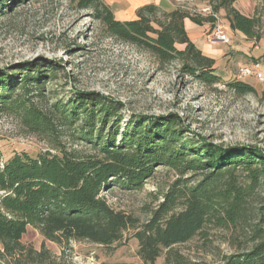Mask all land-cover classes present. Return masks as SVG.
I'll list each match as a JSON object with an SVG mask.
<instances>
[{
    "label": "trees",
    "instance_id": "16d2710c",
    "mask_svg": "<svg viewBox=\"0 0 264 264\" xmlns=\"http://www.w3.org/2000/svg\"><path fill=\"white\" fill-rule=\"evenodd\" d=\"M238 1L206 4L214 14L223 12L232 32L258 39L259 17L241 14L234 8ZM76 6L91 11L108 36L160 65L179 63L203 85L221 83L239 95L254 92L242 80L217 76L214 59L189 39L185 21L211 24V15L191 14L183 5L165 12L147 4L136 10L135 19L116 21L104 0H77ZM7 7L0 0V13ZM56 76L51 65L0 72V116L13 115L27 135L48 146L35 155L21 152L0 160V264H55L44 246L36 251L21 243L28 227L59 245L102 247L122 243L131 231L143 264H155L162 255L164 264H215L177 249L194 239L218 264H264V153L199 142L175 118L130 117L121 125L120 104L100 96L77 92L48 109L35 105L33 98L42 97L44 85ZM17 89L23 94L15 96ZM157 168L172 171L176 179L145 222L108 205L105 193L140 190Z\"/></svg>",
    "mask_w": 264,
    "mask_h": 264
},
{
    "label": "rangeland",
    "instance_id": "374dc122",
    "mask_svg": "<svg viewBox=\"0 0 264 264\" xmlns=\"http://www.w3.org/2000/svg\"><path fill=\"white\" fill-rule=\"evenodd\" d=\"M2 1L9 7L0 13V72L41 65L57 68V76L44 85L42 97L33 96L35 105L48 109L56 99L73 98L77 92L100 96L120 104V113L125 117L121 125L130 117L175 118L188 131V136L199 142L231 151L251 149L264 153V0H244L236 5L243 15L259 17L258 39L247 40L232 32L222 11L218 17L225 26L228 43L213 41L210 24L204 28L196 25L187 28L191 36H197L195 46L214 59L215 74L224 81L236 80L241 67L254 62L260 64L263 81L254 77L242 80L254 88L252 94L246 95L236 94L221 83L203 85L186 74L179 63L160 65L149 54L111 38L91 11L77 8V0ZM121 1L125 0H114L115 20H132L133 9H123ZM171 1L197 14L209 0ZM142 2L143 6L151 0ZM15 94L23 93L17 89ZM17 121L10 114L0 116V160L15 153L35 155L48 150L44 142L27 135ZM73 147L95 156L83 144L75 143ZM175 179L172 171L157 168L142 189L125 192L113 188L104 197L113 209L143 223L160 202L159 195ZM125 238L111 247L88 242L59 245L28 227L21 243L36 251L44 246L55 264H143L137 256L138 243L131 237V231ZM200 245L194 239L177 249L192 259L203 258L218 264L200 251ZM220 248L227 252L224 245ZM155 264H164V255Z\"/></svg>",
    "mask_w": 264,
    "mask_h": 264
},
{
    "label": "built area",
    "instance_id": "2783aa9c",
    "mask_svg": "<svg viewBox=\"0 0 264 264\" xmlns=\"http://www.w3.org/2000/svg\"><path fill=\"white\" fill-rule=\"evenodd\" d=\"M176 1L179 2L182 0ZM196 13L200 15H211L214 19V21L211 23V36L213 38V41L219 43H228V38L225 32V26L222 20L218 17V14L212 13L211 6L209 4H205L204 7L198 9ZM250 77H254L258 81H263V77L260 71V64L258 62H254L250 66L239 68L235 79L237 81H241Z\"/></svg>",
    "mask_w": 264,
    "mask_h": 264
},
{
    "label": "crops",
    "instance_id": "0c3cea01",
    "mask_svg": "<svg viewBox=\"0 0 264 264\" xmlns=\"http://www.w3.org/2000/svg\"><path fill=\"white\" fill-rule=\"evenodd\" d=\"M175 1H176V0H175ZM240 1H244V0H239L238 2H240ZM104 2H105L107 5H109L111 9H113V7H114V5H115L114 0H104ZM176 2H177V1H176ZM238 2H237V3H238ZM237 3L234 5V8H235L236 10H238V8H237V6H236ZM120 4L123 5V9H125V10L133 9V11H134V16H133V18H132V20H133V19H135V12H136V10H137L138 8L142 7L143 2H142V0H125V1H121ZM148 4H154V5L158 6V7H160V8H161L163 11H165V12H170V11L174 10V9H175V6H176V4L173 3L171 0H151V3H148ZM145 5H147V4H145ZM202 5H204V4H202ZM143 6H144V5H143ZM136 7H137V8H136ZM131 11H132V10H131ZM133 11H132V12H133ZM238 11H239V10H238ZM239 12H240V11H239ZM240 13H241V12H240ZM241 14H242V13H241ZM252 16H253V15H252ZM248 17H249V16H248ZM207 24H208V23H203L202 25H196V26H200V27L204 28ZM184 25H185V30H186V32H187V34H188V36H189V39L194 43V37L196 38L197 36H196V35L191 36V35L188 33L187 28H188V27H194L195 24H192L190 21L186 20L185 23H184ZM210 25H211V24H210ZM211 28H212V27H211ZM198 36H199V35H198Z\"/></svg>",
    "mask_w": 264,
    "mask_h": 264
}]
</instances>
